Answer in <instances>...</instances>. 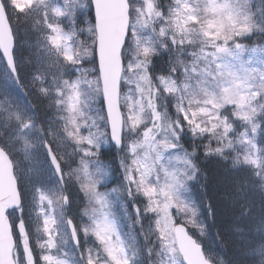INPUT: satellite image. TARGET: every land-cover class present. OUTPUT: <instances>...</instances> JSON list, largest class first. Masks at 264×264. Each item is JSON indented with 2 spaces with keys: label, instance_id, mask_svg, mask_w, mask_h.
Listing matches in <instances>:
<instances>
[{
  "label": "snow or ice",
  "instance_id": "snow-or-ice-1",
  "mask_svg": "<svg viewBox=\"0 0 264 264\" xmlns=\"http://www.w3.org/2000/svg\"><path fill=\"white\" fill-rule=\"evenodd\" d=\"M13 23L35 37L27 80ZM257 36L264 0H0V264H217L188 231L207 235L198 153L247 171L233 202L248 217L245 188L264 199V45L246 43ZM29 87L52 118L21 102ZM114 161L123 181L109 189ZM258 232L246 264H264V218Z\"/></svg>",
  "mask_w": 264,
  "mask_h": 264
},
{
  "label": "trees",
  "instance_id": "trees-1",
  "mask_svg": "<svg viewBox=\"0 0 264 264\" xmlns=\"http://www.w3.org/2000/svg\"><path fill=\"white\" fill-rule=\"evenodd\" d=\"M82 19H88V17H82ZM13 29L17 37V57L20 60L21 77L27 80L33 71L28 59L30 57L29 48L34 43L35 37L27 26L22 25L18 28L13 23ZM21 33L28 38H23ZM251 40L255 41L256 44L264 45V38L259 36ZM24 53H27L26 57ZM159 63L162 64L163 61H159ZM24 99L31 101L39 113L35 112L38 122L44 118L47 120L53 115L52 109L48 107V102L42 99L38 93H35L31 87H29V95ZM44 108H46L45 113ZM258 142L260 148H264V122L258 129ZM198 157L197 165L200 168V176L196 197L200 203V219L206 225L207 235L203 239L199 238L191 229L190 234L199 239L205 249L211 248L215 255L224 261V264H246L245 250L260 242L258 230L261 219L264 218V199H262L261 192L258 187L249 186L245 188L244 198L241 202L250 204L252 211L248 217L238 220V205H234L233 202L235 183H242L247 178V171H232L221 158L216 156L205 157L202 149L199 151ZM102 158L106 162L113 161L112 155L108 151L104 152ZM114 165L115 163H113V168ZM72 196L77 201V194L73 192ZM209 204L215 212L214 216L208 213ZM78 206L72 204L71 208L77 212ZM237 223L244 230L243 242L240 241L239 235L233 232V226ZM217 232L223 237V243L217 239Z\"/></svg>",
  "mask_w": 264,
  "mask_h": 264
},
{
  "label": "rangeland",
  "instance_id": "rangeland-1",
  "mask_svg": "<svg viewBox=\"0 0 264 264\" xmlns=\"http://www.w3.org/2000/svg\"><path fill=\"white\" fill-rule=\"evenodd\" d=\"M80 27H85V25H83L82 24V26H80ZM21 35L23 36V38H28V36H24L23 35V33H21ZM81 39H88V37H87V33H85L82 37H81ZM246 43H247V45L249 46V47H252V46H255V45H257L256 44V42L254 41H252V40H248V41H246ZM25 54V57L27 56V53H24ZM30 67H31V69L33 70V65L32 64H30ZM84 67L85 68H88L89 70H92L93 68H95V65H92V62L89 60L88 62H86L85 64H84ZM94 75H96V73H93ZM50 79V78H49ZM3 99V96H0V100H2ZM48 107H49V104H48ZM96 108H97V110H99V105H96ZM37 112V111H36ZM46 112V108H44V113ZM38 113V112H37ZM52 113H53V110H52ZM39 114V113H38ZM41 115V114H40ZM53 117V115L52 116H50V118H52ZM49 118V119H50ZM46 118H44V120H45ZM257 134V133H256ZM256 140H258V135H256ZM202 149V148H201ZM105 150H107V148H105ZM202 151H203V149H202ZM115 162H117V164H116V169H117V171L114 173V175H113V178H112V180H111V183L109 184V189L110 188H112V187H117L119 184H121L122 183V181H123V177H122V174L119 172V167L117 168V166H119V163H118V161H115ZM25 179H26V177H25ZM198 183H199V180L198 181H196V182H193V186L194 185H198ZM196 190H198V189H196ZM78 195H79V197H80V199H81V202H82V207H84L85 206V204L83 203V201H84V197L82 196V194H79L78 193ZM193 199L196 201V199L194 198V196H193ZM116 211H117V213L119 214V212L120 211H122V209H116ZM79 217H78V222H79V219H80V214L78 215ZM189 228H191L190 226H189ZM197 235H198V237L199 238H204V237H200L199 236V233H198V231L196 230V229H193V228H191ZM34 243V242H33ZM209 249V248H208ZM38 251V250H37ZM212 254H213V256H214V258H215V260L217 259L218 260V262H217V264H219V262L221 261L217 256H215V253L212 251Z\"/></svg>",
  "mask_w": 264,
  "mask_h": 264
},
{
  "label": "water",
  "instance_id": "water-1",
  "mask_svg": "<svg viewBox=\"0 0 264 264\" xmlns=\"http://www.w3.org/2000/svg\"><path fill=\"white\" fill-rule=\"evenodd\" d=\"M93 17H94V11H93ZM97 66H98V60H97Z\"/></svg>",
  "mask_w": 264,
  "mask_h": 264
}]
</instances>
